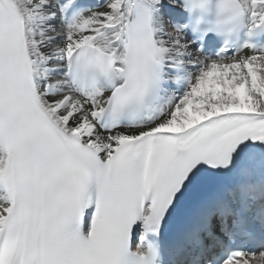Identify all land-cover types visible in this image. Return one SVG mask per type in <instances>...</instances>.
<instances>
[{
  "label": "snow or ice",
  "instance_id": "1",
  "mask_svg": "<svg viewBox=\"0 0 264 264\" xmlns=\"http://www.w3.org/2000/svg\"><path fill=\"white\" fill-rule=\"evenodd\" d=\"M157 3L0 0V264H264V49L209 62Z\"/></svg>",
  "mask_w": 264,
  "mask_h": 264
},
{
  "label": "clouds",
  "instance_id": "2",
  "mask_svg": "<svg viewBox=\"0 0 264 264\" xmlns=\"http://www.w3.org/2000/svg\"><path fill=\"white\" fill-rule=\"evenodd\" d=\"M171 2L175 4L177 0ZM181 6L190 17L187 24L173 26L181 32L191 27L194 34L213 32L222 36L225 43H231L241 29L247 28V34L251 36L260 27L251 23L249 17V22L245 23L246 9L242 7L241 0H218L214 8L212 0H182ZM213 14L212 20H206V17Z\"/></svg>",
  "mask_w": 264,
  "mask_h": 264
},
{
  "label": "bare ground",
  "instance_id": "3",
  "mask_svg": "<svg viewBox=\"0 0 264 264\" xmlns=\"http://www.w3.org/2000/svg\"><path fill=\"white\" fill-rule=\"evenodd\" d=\"M165 2H168V0H159V3H157L156 5L153 6V8L155 10V17L157 19V21H156V23L154 25V29L156 30V35H160L161 33L163 35V34H166L167 32H170V31L173 30V27H171L170 25H168L166 23L165 16L163 14V10L160 7V5L162 3H165ZM165 38H166V36H165ZM182 42H184L186 44H189L190 50H193L194 51L192 45L189 43V41L184 36V34H183V37H182ZM246 54H248V53H246ZM201 58H203V57L201 56ZM211 61H209V62H211ZM191 72L193 73V75L196 74V71L195 70H193Z\"/></svg>",
  "mask_w": 264,
  "mask_h": 264
}]
</instances>
